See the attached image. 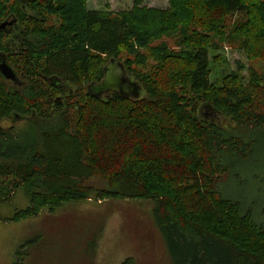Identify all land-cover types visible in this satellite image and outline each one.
<instances>
[{"label":"trees","instance_id":"obj_1","mask_svg":"<svg viewBox=\"0 0 264 264\" xmlns=\"http://www.w3.org/2000/svg\"><path fill=\"white\" fill-rule=\"evenodd\" d=\"M86 1L0 0V25L13 15L27 28L29 71L46 57L49 71L81 77L65 78L80 87L75 104L50 112L49 82L11 86L0 75V202L20 187L31 201L10 220L92 195L151 200L175 264H264V227L220 190L228 157L248 158L264 131V0H171L166 10L138 1L119 12ZM164 34L176 48L155 44ZM226 38L248 53L247 83L237 72L211 81L210 51ZM113 56L144 85L141 100L80 92Z\"/></svg>","mask_w":264,"mask_h":264},{"label":"rangeland","instance_id":"obj_2","mask_svg":"<svg viewBox=\"0 0 264 264\" xmlns=\"http://www.w3.org/2000/svg\"><path fill=\"white\" fill-rule=\"evenodd\" d=\"M138 1V6L146 9L172 7L171 0H87L86 5L91 11L119 12L133 9ZM236 18L227 19L228 30ZM176 37L164 34L155 44L167 42L176 48ZM220 43L218 49L210 51L211 81L221 86L226 76L237 72L247 83L252 64L247 51L227 38ZM104 66L94 65L90 78H96ZM4 125L10 126L7 122ZM251 151L246 159L228 157L230 175L224 178L220 190L245 211L250 210L254 220L264 227V131ZM100 183L98 179L90 181L97 188ZM30 202L24 187L0 202V217L8 219L0 220V264H123L128 258L133 264H175L151 200H97L92 195L68 202L55 212L45 208L38 216L10 220Z\"/></svg>","mask_w":264,"mask_h":264},{"label":"flooded vegetation","instance_id":"obj_3","mask_svg":"<svg viewBox=\"0 0 264 264\" xmlns=\"http://www.w3.org/2000/svg\"><path fill=\"white\" fill-rule=\"evenodd\" d=\"M4 24L6 28V33L4 35L5 43L7 48L5 50H0V67L5 68L10 67L14 73L15 78L17 80L9 79L0 73L1 77L7 81L11 86L16 85L18 87H24L27 84V78H43L47 82L50 83L49 92L45 95L47 101V106H49L50 112H54L56 108L59 107L66 108L67 104H75V100L70 99L74 98L79 92V86L71 82L70 80H66L65 78H81L78 75L70 76L66 73H62L59 71H49L48 62H46V57L43 58L42 64H34L32 70L29 71L27 64H24V55L23 52V42H25L26 38L23 36L22 31H25L27 28H22L20 26L19 21L13 15L8 16L4 20ZM33 72V73H32ZM104 77V71L102 67V71L99 70V75L96 78L90 81H84V86L82 94H87V85L92 81L100 82ZM56 92V94H55ZM70 99V100H69ZM28 121V117H22L21 115H16L14 124H24Z\"/></svg>","mask_w":264,"mask_h":264},{"label":"water","instance_id":"obj_4","mask_svg":"<svg viewBox=\"0 0 264 264\" xmlns=\"http://www.w3.org/2000/svg\"><path fill=\"white\" fill-rule=\"evenodd\" d=\"M24 2L25 0H20ZM5 27L1 24L0 28ZM104 77L100 82L92 81L87 85V93L95 98L104 99L117 94L123 98L134 101L141 100L145 95L144 85L129 73L124 61L110 57L103 67ZM0 73L9 79L17 80L10 67H0Z\"/></svg>","mask_w":264,"mask_h":264}]
</instances>
